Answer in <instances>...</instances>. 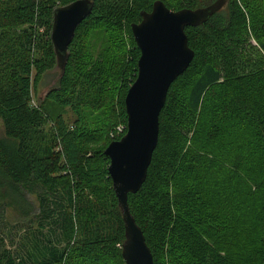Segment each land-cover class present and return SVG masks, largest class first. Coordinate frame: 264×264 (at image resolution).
<instances>
[{
  "label": "trees",
  "instance_id": "16d2710c",
  "mask_svg": "<svg viewBox=\"0 0 264 264\" xmlns=\"http://www.w3.org/2000/svg\"><path fill=\"white\" fill-rule=\"evenodd\" d=\"M73 1L0 0V207L38 220L15 251L0 233V264H125V226L104 151L127 131L125 97L141 55L131 25L156 0H94L64 71L32 105V90L58 67L54 10ZM163 1L179 10L216 0ZM96 30L109 34L114 57L91 56L86 43ZM186 33L195 56L170 86L146 181L129 195L131 212L154 264H264V65L254 67L250 57L255 37L264 61V0H228ZM68 108L77 117L72 128L63 117ZM105 111L114 120L106 130L91 120ZM119 123L125 132L108 136ZM207 143L219 150L213 159ZM235 149L255 161L241 178L240 202L226 205L224 184L217 191L209 172L237 176V166L226 168ZM206 189L214 193L207 197Z\"/></svg>",
  "mask_w": 264,
  "mask_h": 264
},
{
  "label": "water",
  "instance_id": "95a60500",
  "mask_svg": "<svg viewBox=\"0 0 264 264\" xmlns=\"http://www.w3.org/2000/svg\"><path fill=\"white\" fill-rule=\"evenodd\" d=\"M227 2L216 0L205 7L173 10L163 0H156L151 11H142L141 21L131 25L141 55L137 78L125 97L127 131L104 151L110 159L108 171L125 226V264H154L144 231L131 212L129 195L137 193L146 181L170 86L195 56L186 28L206 23ZM93 7L94 0H75L54 10L51 40L59 70L64 71L77 27Z\"/></svg>",
  "mask_w": 264,
  "mask_h": 264
},
{
  "label": "rangeland",
  "instance_id": "374dc122",
  "mask_svg": "<svg viewBox=\"0 0 264 264\" xmlns=\"http://www.w3.org/2000/svg\"><path fill=\"white\" fill-rule=\"evenodd\" d=\"M63 6V5H60ZM228 9V7H226V10ZM111 37L109 38V34L105 33L103 31H93L91 33V35H89V37L87 38V49L89 51V53L91 54V56L93 58L96 57H101V56H105V55H112V57H114L116 50L114 48V43L111 42ZM251 43L253 45V49L250 50V57L252 59L253 62V66H257L258 63H260L261 65H264V61L261 62L260 61V55H259V51H258V43L255 39V37H252L251 39ZM111 47H112V51H111ZM109 51L112 52V54H109ZM251 66L249 68H247V70H250ZM60 74V70L58 68H55L49 72H47L45 74V76L43 77V79L41 80V82L38 84L37 88H34L31 92L32 95V105H37L38 102L40 101V99L44 96H46V94L48 93L49 90H51L54 85L56 84L58 77ZM93 116V117H92ZM91 116V120L95 121L97 120L99 122V124L102 125V128H104V130L107 129V127H111L112 123H114V120L112 118V115L110 114V112H101L99 113V115H97V113H93ZM63 117L66 120V122L71 125V128L74 127V124L76 123V115L74 114L73 110L71 109H67L65 112H63ZM76 125V124H75ZM120 126H125L124 123H119L118 125L116 124V126L114 125L112 127V129L114 128V130H110L111 133L108 134V136L113 137V135L117 134L118 131V127ZM126 127V126H125ZM195 130L196 127L193 126L191 127V129L188 131L187 133V137H188V145L189 147H193L195 141H193L194 136H195ZM125 132V131H124ZM0 133L4 135V130H3V125L2 123H0ZM237 139L240 140L241 139V135L237 136ZM207 147L208 149H211V159L215 158L216 155H214V151H219L217 149V146H214L211 143H207ZM196 149V148H195ZM220 149V148H219ZM197 150V149H196ZM202 151H205L202 149ZM201 151V152H202ZM243 151H239L237 149H235V152L230 153V158L229 161L226 163V168L228 170H230L231 172L234 171L235 168L237 166V176H233L234 178H231V175L233 174H227L226 172L224 173H218L217 170L215 169V171H211L209 172V174H211L210 177V183L212 186H214L217 191H220V189L223 188V184H224V189H222L221 193H224L222 195V197L220 196V200L224 201L226 205H232V204H236L240 202L241 197H239L240 194V182H241V178L242 177H247L248 173H251L252 170H250L248 167L250 166L248 163L250 162H254L255 159H252L251 157H249L248 155L246 156L245 154H242ZM243 155L245 156V158L243 157ZM220 156V155H218ZM244 160V161H243ZM240 161L243 162V164H240ZM246 161V162H245ZM230 172V173H231ZM217 178L218 179V183H220V185H217ZM231 190V194L228 196L227 194H225L226 192H229ZM235 190V193H237L236 195H234V197H232V192ZM211 192H209L207 189L204 191V194L208 197L210 194H213L214 191L210 190ZM225 191V192H224ZM178 195L180 192H177ZM239 193V194H238ZM29 199L31 201H33L35 203V205L37 204V198L35 195H30ZM221 201V202H222ZM223 206L220 205V208H222ZM231 212H233L235 215L238 211L235 212V210H229ZM39 212L38 209V205L35 206V208L33 209V213L37 214ZM222 212V210H221ZM232 222V221H231ZM234 223V222H233ZM236 223H234L233 225L235 226ZM38 227V220L36 219V217H29V218H23L21 217L18 212L14 209V207H6L4 205H2V207H0V233L5 237V242L8 248H10L12 251H15L16 246L18 245V243L21 241V237L24 235V233H27V231H30L31 229H35ZM32 232V231H31ZM243 236V235H242ZM245 237V235L243 236ZM242 237V238H243ZM235 238H241L239 235H237Z\"/></svg>",
  "mask_w": 264,
  "mask_h": 264
},
{
  "label": "built area",
  "instance_id": "2783aa9c",
  "mask_svg": "<svg viewBox=\"0 0 264 264\" xmlns=\"http://www.w3.org/2000/svg\"><path fill=\"white\" fill-rule=\"evenodd\" d=\"M125 126H120V127H118V131H117V134L116 135H113V137H115V136H120L121 134H123L124 133V131H125Z\"/></svg>",
  "mask_w": 264,
  "mask_h": 264
}]
</instances>
